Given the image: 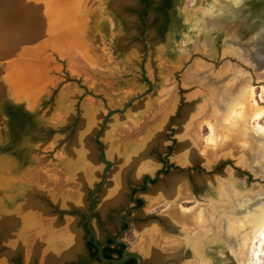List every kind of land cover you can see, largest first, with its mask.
Masks as SVG:
<instances>
[{
	"label": "rangeland",
	"instance_id": "rangeland-1",
	"mask_svg": "<svg viewBox=\"0 0 264 264\" xmlns=\"http://www.w3.org/2000/svg\"><path fill=\"white\" fill-rule=\"evenodd\" d=\"M253 3V6L250 2L241 4L244 15L253 24L262 25L264 0H254ZM210 4H212L211 0L182 2L179 10L186 30L175 44V48L167 51L155 32L153 6L147 11L142 26L138 16L141 8L139 0H98L99 16L93 28L95 34L100 36L99 57L103 59V65L97 66L87 62L74 50L66 52L63 58H57L55 70L52 69L48 76V88L34 96L36 98L32 101L33 114L40 120V125L54 129L46 132L52 140L40 147L41 153L38 157L33 156L32 150L43 142V135L34 142L32 139L38 135L37 132L26 141L28 154L26 162H20L13 156L0 153V220L16 222L12 230L14 239L20 238L28 245L35 234L38 235L40 226L55 222L59 214L62 222L70 223L75 227L80 213L87 211L86 195L93 185L100 182L99 172L104 166L98 162L92 167L86 164L82 157L70 161L57 149L55 143L67 133L65 128L72 122L69 119L75 115V105L83 110L81 117L84 126L94 119L97 127L106 114V109H121L128 99L148 91L149 84L152 89L142 99V107L139 110L130 107L121 115L111 116L109 127L106 129L107 161L113 163V156L123 162L130 159L139 145L143 144L144 147L146 141H151L156 135L160 142L156 147L160 151L155 153H163L169 143L163 135L171 131L167 129V124L170 123L169 126L174 128L171 137L177 139L176 148L170 156L176 166L171 172L172 175L184 174L178 169L189 167L188 172L193 181L199 183L201 177L220 178L217 170H221L235 179L236 186L242 191L249 189L254 183L264 184L263 180H254L241 168L242 163L250 164L251 149L248 145H244L238 135L221 139V143L217 146L206 142L210 133L209 125H214L218 131L223 128L224 114L219 118L216 115L218 106L222 104L221 97H230L232 102L233 98L239 97L243 89L254 88L256 102L264 109V101L260 98L261 86L264 88V72L259 71L260 67L252 63L247 57V52L234 45L233 40L230 39L225 44L226 35L217 26L203 32L204 14L210 8ZM114 5H119L121 11L115 10ZM205 15L206 25H209L212 22V15L209 13ZM13 26L17 27V24L14 23ZM17 33L20 32L17 30ZM218 34H220L219 38H222L221 42L215 40ZM141 38L148 51L147 60L143 63V74L140 64L145 51ZM14 68L16 69L14 74L21 71L18 65ZM9 72V68L0 65V101L23 96L29 99L32 95L28 94L27 86L25 91L17 96L12 94L10 89H6L2 76ZM36 83L37 81L32 79L31 87ZM194 106L198 108L197 114L187 123L184 121L183 111L186 109L192 111ZM51 121H55V124H50ZM258 123L264 124V115ZM5 127V118L0 115V129L4 130ZM3 137V134H0V139ZM101 142L104 143L103 138ZM182 142L190 144L185 145ZM192 146L196 154L206 158L213 168L203 162L189 163L186 160L185 156L192 150ZM158 168L156 161L150 156L137 164L133 178L129 173L121 182L112 176L113 181L105 188L104 194L107 195L105 199L110 197L105 200L108 203L103 210L104 213L108 212L111 222L116 223L117 216L129 207L127 203L129 185L139 183L144 174L153 176ZM81 172H84L85 178H90L88 188L82 190L84 195H78L80 181L76 176ZM110 174L112 175L111 172ZM185 178H181L180 185L173 187L177 189L179 186L181 196L174 205H171L169 200L160 199V191L154 193L151 186L145 194L136 193L135 196L142 197L144 205L139 212L133 211L129 214L128 219L132 228L124 238L129 243L130 249L135 251L147 245L148 240L153 236L154 246L162 251L161 254L166 258L179 256L182 258L180 264L187 261L196 264L192 262L195 259L191 250L187 248L185 238L186 235L193 236L197 232L200 234L204 232L208 235V239L205 240L201 236L199 238L206 243L199 245L201 254L210 264L214 262L213 260H216L217 264H228L225 253H214L217 246L213 242L212 224L209 222L215 218L217 222V217L221 216L213 208L208 210V204L211 202L209 195L204 199L194 197ZM161 179L162 176L159 182ZM256 190L255 194L258 193L257 188ZM31 193H35L33 200L43 207L45 213L33 224L22 225L19 221L20 210L27 203ZM104 194L102 193V197ZM102 197L96 196L97 204L103 199ZM57 199H60V205L57 204ZM173 201L175 198L172 199ZM78 202L81 205L77 206ZM29 205L35 207L39 215L40 207L34 203ZM190 209V213L189 211L185 213L184 210ZM51 211L56 214H49ZM71 211L76 214H71ZM198 213L205 215L204 226L196 224L195 218ZM166 222L173 228L164 229ZM94 225L96 230L100 231L97 221ZM141 228H146L149 232V234L144 233L146 239L140 232ZM216 231L219 232L217 228ZM100 234L102 236L101 232ZM257 244L249 249L245 247L243 254L237 255L241 264H247L251 253L256 252ZM80 248L79 244L75 253H78ZM12 249V240L4 241L0 237V264H12L13 259L17 258L16 255L19 253H5ZM28 255L29 260L25 262L20 253L22 264H33L34 257ZM185 255L187 256L182 257ZM258 262L264 264V251L259 256Z\"/></svg>",
	"mask_w": 264,
	"mask_h": 264
},
{
	"label": "water",
	"instance_id": "water-1",
	"mask_svg": "<svg viewBox=\"0 0 264 264\" xmlns=\"http://www.w3.org/2000/svg\"><path fill=\"white\" fill-rule=\"evenodd\" d=\"M211 1L212 4L209 5L210 8L205 11V14L211 12L213 13L215 11V5H217L216 2L220 0ZM222 1L223 2H221V6H223L225 3L229 4L228 6L230 7V9H233L232 11L237 17L238 23L236 25V30L238 28H241L244 34H248V32L252 33L255 32L256 29L263 27L264 22L262 25L253 24L252 21H250L248 17L244 15V8L243 5L241 6V4L245 5V3L247 4L250 2L253 6L254 0ZM12 2L16 3L15 7L13 8L11 5ZM97 6L98 0H0V18L7 19V24L14 21L12 23L18 25L17 30L26 35V47L29 50L28 55L31 57L32 61L36 63V65H38L39 68H37L35 71L37 84L34 87H29L27 90L28 94L32 96L29 99H26L25 96H23L22 98L14 97L13 99H11L12 102L18 105H22L28 112L34 113L32 107V101L34 98H36L34 96L39 94L42 90H46L48 88V76L52 69L55 70L54 66L56 64V59L63 58L66 52L70 50H74L77 54H79L89 63H94L97 66L103 65V59L99 57V50L101 46L100 36L95 34L93 28L96 25V20L99 16V10ZM113 8L115 10L121 11V7H119V5H114ZM20 12L25 13L24 22L20 18ZM205 14L203 21V32L210 29L212 30L213 26H217L218 29L222 30L225 33L226 38L224 42L226 44L229 39L227 27L222 26L220 22L218 23V21L215 20L210 22L209 25H206L207 16ZM10 18L12 20L11 22L8 21V19ZM141 44L145 51L143 60L140 64L141 72L143 74V63L147 60L148 51L146 44L143 41V38H141ZM0 65L5 68L6 62L0 61ZM3 79L4 74L2 76V80ZM149 85L150 90L140 93L134 97H131L121 109H106L107 112L103 115L101 122L98 124L97 127L95 125L94 119L91 120L88 125L84 126V120L81 117L83 110L75 105V115L69 119V121L72 122L65 128V130H67V133L64 135V137L55 142L57 149L61 151L63 155L70 161H75L78 159V157H82V159L86 161V164L92 167H95L98 162H100L104 166L99 172L100 182L93 185L91 187L90 193H88L87 195V201L90 207L86 211L87 228L93 236L94 245L97 249V258L100 262L104 264H122L129 259L136 260V264L143 263L141 255L136 252L130 251V246L128 244H125L126 248L124 249L121 258L105 259L103 256L102 248L96 240V234L92 229V214L96 210L102 211V200H99L98 204L96 205L93 198L95 196L101 197L102 193L104 194L106 192L105 188L106 186H108V184H111V182L113 181L111 179H113L112 176H114L116 170L119 171L120 168H124L122 170V181L125 176H127L129 173L130 176L133 178V171L136 169L137 164L140 161H144V159L148 157V149L154 147L155 145H158V135H156V137H154L151 141L149 140L150 143L149 141H146L144 146L146 147V150L142 147L143 144L139 145V148L135 149L134 155L124 162L120 161V158L113 156L112 163L107 161L105 157L107 147L106 129L109 127L111 116L114 114L121 115L126 112L130 107L133 110H139V108L142 107V99H144L145 96L148 95L152 89L151 84ZM194 107L192 108V111L191 109H188L191 112H185L184 118H187L188 115L194 113L195 109L197 108L196 106ZM50 124H55V121H51ZM53 130L54 129H52L51 127L45 128L40 125L38 135L33 137L32 140L35 142L40 139L43 135V142L40 144L38 143L39 145H37V148L32 150V154L34 157H38L41 153V146H44L48 141L52 140V138L49 137L46 132H50ZM102 138L104 139V143L101 142ZM184 144L187 145L186 143ZM186 160L189 163L203 162L206 163L209 167L213 168V165L210 164L206 158L196 154L193 146L192 150L189 153V156L186 157ZM241 166V168H243V170H245V172L249 174V176H251L254 180H259L255 179V177L253 176V169L251 167L245 165L244 163H242ZM93 171L98 173L95 169H93ZM110 172L112 173V175L110 174ZM83 173L84 172H81L76 176V179L80 181V184L78 186V195H84V192H82V190L88 188L87 184L90 181V178H85ZM92 174L93 173L91 172L90 175ZM227 176L230 177V175L224 173V178H226ZM229 182H231V180L226 179L225 183L227 186H225L229 187L230 189L231 184ZM217 184L218 187L224 186L223 184L219 185L220 183ZM250 187L249 189L243 191L235 188L232 189L240 193H245L250 191ZM222 193H224V190L222 191ZM34 195L35 193L29 194L27 198V203L21 207L20 214L21 212H23V210H25V206L27 204L34 202ZM261 199L264 200V196ZM34 203L35 205L38 204V202ZM57 204H61L60 199H57ZM78 205H81V203L78 202L77 206ZM39 207L42 211V207ZM36 215L39 218L36 216H33L32 218H37V220L41 218V214ZM255 215L256 214H254V216ZM25 218H27V216ZM25 218L23 216L21 217V215L19 217V221L20 223H22V225H24L25 221H27V219L25 220ZM0 223L4 224L2 226L6 227L10 235L11 232L13 235L12 230L14 229L13 227L15 226L16 222L1 219ZM217 224L218 223H213L212 230L216 231V227L219 228V232L217 233V235H219L218 240L223 244L227 251L225 253V257L228 260V264H241L238 257L234 256L230 252V247L227 241L223 238L221 225L219 227V225ZM47 232V238L43 241V243L38 240V235L35 234L34 239H36L31 242L29 247L31 256L36 258L41 264H62L64 261L70 258L71 248H69L68 244L66 246L65 243H67L66 241H69V239H71V234H73V232H69V230L65 232H60L58 228H53L52 230L49 229ZM198 236L203 237L205 240L208 239L207 234L198 233ZM194 238L195 237L191 235L192 244L186 242L187 245H190L193 257L195 259V261L192 262L196 264H210L200 253L199 249L200 244L206 243L201 240H198L199 238L196 240ZM14 240L15 241L12 240V242H14L12 243L13 249L21 250L24 252L26 248L22 245V239L16 238ZM22 255L25 260L26 254L22 253ZM173 258H175V256ZM184 264H191V261H187Z\"/></svg>",
	"mask_w": 264,
	"mask_h": 264
},
{
	"label": "bare ground",
	"instance_id": "bare-ground-1",
	"mask_svg": "<svg viewBox=\"0 0 264 264\" xmlns=\"http://www.w3.org/2000/svg\"><path fill=\"white\" fill-rule=\"evenodd\" d=\"M221 2L223 1H217L215 11L209 13L212 15V21H218L222 26L227 27L229 34L228 40H233L234 45L244 49L247 52L248 59L260 67L259 71L264 72V24L262 28H255V32H248V34H244L241 28L236 30L238 20L235 13L232 11L233 9H230L228 6L229 4L226 3L221 6ZM11 5L13 8L16 3L12 2ZM20 15L21 20L24 22L25 13L20 12ZM8 21L11 22V18L8 19ZM6 22L7 19L0 18V61H5V68H9L10 71L4 74L3 83L7 90L10 89L12 94L17 96L25 91V86H27V88L31 87L32 79L36 80L35 71L38 65H36L28 55L29 50L26 47V35L22 32L19 34L17 33L18 25L17 27L13 26L14 23L12 22L14 21L9 24ZM17 65L21 67V71L14 74L16 70L14 67ZM260 92L261 101H264V88L262 86ZM238 96L239 97L233 98V100H231L232 102H230V97H221L223 101L221 100L222 104L218 106L216 115L217 118H219L224 114L222 122L223 128L218 131L214 125H209L210 133L206 138V142L209 143L208 141L210 139L211 143L209 144L217 146L218 143H221V139L238 135L244 142V145H248L251 149V160L249 162L251 165L247 163H245V165L253 169V176L255 179L264 181V124L261 125L258 123L264 115V109L256 102L254 88L243 89L242 93ZM25 98L28 99L27 97ZM224 100L228 103H225ZM197 110L198 108L195 109L191 116H187L184 121L187 123L190 122L195 117L194 115L197 114ZM186 144L189 145L190 143L186 142ZM143 148L145 149L146 147ZM189 153L185 158L189 156ZM123 169L124 168H120L119 171L116 170L114 174L115 178L119 179V181L122 180ZM256 188L258 189L257 194H255V191L257 192ZM221 190H224V193H222ZM218 192V200L210 203L213 204L211 208L215 209V212L221 217H217V222L215 221L216 218L209 222L212 225L213 223H220L219 227L221 225L223 238L227 241L230 252L234 256H241L245 247L249 249L255 243H258L255 248L256 252L251 253V257L247 259V264H256L259 256L264 251V200L261 199L264 196V184L251 185L250 191L245 193L237 192L225 186L218 187ZM106 197L107 195L104 194L102 197L103 199L101 198L103 200L102 204L105 203L107 205L108 202L105 200L110 196L105 199ZM175 202L176 201L172 202V199L169 200L171 205H174ZM216 205H220L221 207L216 208ZM35 210L33 206H25V210L21 213L22 215L20 214L21 217L23 216L24 218L27 216V218H25V220L27 219L25 224H33V222L36 221L37 218H32L33 216H37V211ZM184 211L185 213H187V211L190 213L191 209ZM254 214L256 215L254 216ZM205 219L204 214L198 213L195 218L196 224L198 226H204ZM216 228L219 230L218 227ZM245 231L246 233H244ZM201 233L204 234V232ZM193 236L195 240L200 238L198 233H195ZM185 240L190 244L192 242L191 235L186 236ZM66 242V246L68 244L69 248L76 250V237L74 235ZM151 246L153 247V245ZM148 248L151 247L149 246Z\"/></svg>",
	"mask_w": 264,
	"mask_h": 264
},
{
	"label": "flooded vegetation",
	"instance_id": "flooded-vegetation-1",
	"mask_svg": "<svg viewBox=\"0 0 264 264\" xmlns=\"http://www.w3.org/2000/svg\"><path fill=\"white\" fill-rule=\"evenodd\" d=\"M158 2H159V0H152V3L154 5L157 4ZM139 3L141 5V8H140V11H138V16L140 18V22L142 23V26H144V20L146 19V13H144L145 3L141 2V0H139ZM179 8H180V6L178 7V12L180 13ZM180 15H181V13H180ZM185 30L183 32H181L180 36L185 32ZM219 37H220V34L216 35L215 40L218 39L221 42L222 38H219ZM143 78H144V76H143ZM149 87H150V85H149ZM148 90H150V89H148ZM8 100L10 102H12L10 99H8ZM2 101H0V104ZM12 103L15 104L14 102H12ZM22 107L24 108V106H22ZM186 111H188V110L186 109L183 112H186ZM169 125H170V123L167 124V126H168L167 129L169 131L170 130L171 131L169 133H166L165 135H163L164 139L167 138L169 141V143L166 145L165 149L163 150V153L162 152L155 153V151H160V149L156 147L158 145H155L154 147H151L150 149H148V157L152 156V158L154 159V161H156L159 168L155 171L153 176H150L149 174H144L140 178L139 183H137L135 185H131V184L129 185V192H128V198H127V203L129 205V207L117 216V222L116 223L111 222V218L109 217L107 211H106V213H104L103 211L96 210L92 214V219H93L92 229L94 230V232L96 234V240H97L98 244L101 246L102 252H103V249H105V248H108L110 250L115 249V250H119L121 252L120 255H118L116 252H113V251L106 253L108 255L107 259H119V258H121L123 255V251L126 248L125 244L129 245V243L124 238L125 235L127 233H129L131 231V228H132V225H131L130 220L128 219V216L133 211L139 212L144 205V200L142 199V197H137V196H135V194L136 193L145 194L148 191L149 186L152 187L151 189H153L154 193L156 191H160L159 196H160V199H162L163 201L171 200V199L175 198L176 202L179 199H181L180 192H179L180 188H178L179 186H177V189L173 188V187H175L176 185H180V183L182 182L181 178H184V177H186L185 179H187L186 181L188 183V187L190 189H192V191H193L192 193L196 199L197 198L204 199V198L208 197L207 195H209L211 197V200H210L211 202L216 201L218 199V193H219L217 183L221 182L219 185L223 184L225 186L226 185V183H225L226 179L231 180V182H229L231 184L230 185L231 188L238 189V187L236 186V183H235V179L228 177V176L226 178H224V172L221 170H217V172L219 171V173H220V178L218 177L215 179L214 177H208V178L207 177L206 178L201 177L199 183H195L193 181L192 176L188 172V171H190L189 167H187V168L180 167L178 169L181 173H184V174H177L176 176H175V174L172 175L171 172L173 169H175L176 166H175L174 160L171 159L170 156H171V153L173 152V150L176 148L177 139L171 137L172 136L171 134L174 133V128L169 126ZM39 127H40V125H39ZM39 127L37 128L34 135L38 132ZM5 130H6V127L4 128V130L0 129V134H4ZM34 135H32L28 140H30ZM0 140L2 142V141H4V138H2ZM1 142H0V144H1ZM158 144H160V142ZM178 145H180V144L178 143ZM183 171H185V172H183ZM181 175H183V176H181ZM160 176H162V179L159 182ZM90 191L88 193H90ZM88 193H87V195H88ZM87 195H86V201L88 199ZM93 200L97 205L96 196L93 198ZM32 203H34V202H32ZM32 203H29V204H32ZM29 204H27V205H29ZM212 206H213L212 203L208 204V208H211ZM89 207H90V205L88 204V201H87V210L89 209ZM220 207H221L220 205H216V208H220ZM208 210H210V209H208ZM44 213H45V210L42 207V211H40L39 215L40 214L42 215ZM49 214H56V212L51 211ZM71 214H76V212L71 211ZM96 221L98 223L100 231H97L95 228L94 224ZM167 222L164 224V229L173 228L172 225L170 223H167ZM55 223L57 225L62 224L61 214L58 215V218H57ZM2 225H4V224L0 223V237H2L4 241H10L11 242V238L13 241H15L14 240L15 236L12 235V232L10 235L8 233L6 227L2 226ZM72 228L77 233V236L79 239V244L81 245L79 252H81V253H79V252L78 253H71L70 258L68 260L64 261L62 264H104V263L100 262L97 258V249L94 245L93 236L87 228L86 212L80 213L78 223L75 225V227L72 226ZM146 230H147L146 228H141L140 232L145 233ZM100 232L102 233V236H101ZM146 232H148V231H146ZM217 233H218L217 231L213 230V234H212L213 242H215L216 246H217L216 249H214V253H220V252L226 253L227 251H226L225 247L218 240L219 235H217ZM12 243H14V242H12ZM22 245L25 246V243L23 242ZM218 246H219V248H218ZM150 247H151V249H150L149 253H147L146 258L140 254L142 257V260H143L142 264H167V263L180 264V260L182 258H179V256H177V257L175 256V258H173V256H170L168 259V257L166 258L163 254H161L163 252L158 250L156 248V246H154V244H153V247L152 246H150ZM222 247H224V249H222ZM187 248H189L191 250L190 245H187ZM73 250H75V249H73ZM130 251H132V250L130 249ZM94 252H96V253H94ZM132 252H134V251H132ZM5 253H19L16 255L17 258L13 259L12 264H22L20 262L21 261L20 253H25V252H23L21 250L14 251V249H12V250H10V252H5ZM26 253H30V251H26ZM191 253H192V251H191ZM200 253H201V251H200ZM103 256H104V253H103ZM186 256L187 255L182 256V257H186ZM26 258L27 259H25L24 261L28 262L29 259H28V257H26ZM33 259H34L33 264H39L38 260L36 258H33ZM213 261L214 262L211 264H217V262H215L216 260H213ZM122 264H136V260L129 259Z\"/></svg>",
	"mask_w": 264,
	"mask_h": 264
},
{
	"label": "trees",
	"instance_id": "trees-1",
	"mask_svg": "<svg viewBox=\"0 0 264 264\" xmlns=\"http://www.w3.org/2000/svg\"><path fill=\"white\" fill-rule=\"evenodd\" d=\"M183 0H159L153 4L152 0H141L144 2V13L147 14L149 8L153 6L155 18V32L167 48L171 51L180 39V34L186 28L182 24V17L178 12V7ZM218 41V39L216 40ZM0 114L5 118L6 130L3 134L4 141L0 144V153L15 157L20 162H26L28 158L26 141L34 135L40 125V120L33 113L26 111L21 105L13 104L8 99H4L0 104ZM119 250L103 249L104 257L106 253ZM96 253V252H94Z\"/></svg>",
	"mask_w": 264,
	"mask_h": 264
},
{
	"label": "crops",
	"instance_id": "crops-1",
	"mask_svg": "<svg viewBox=\"0 0 264 264\" xmlns=\"http://www.w3.org/2000/svg\"><path fill=\"white\" fill-rule=\"evenodd\" d=\"M110 204V203H109ZM112 204V203H111ZM103 205V209H102V211L105 209V207L107 206L106 204H102ZM56 222V221H55ZM55 222H49L48 224H44L43 226L41 225L40 226V229H39V231L40 232H38V240L41 242V243H43V241L47 238V231L50 229V230H52L53 228L54 229H59V231L60 232H65V231H68L69 230V232H73V234H71V237L74 235L75 237H76V245H77V247H76V250H72L71 249V253H75L76 251H77V249H78V246H79V239H78V236H77V233L73 230V228H72V225L70 224V223H65V222H62V224H60V225H57ZM64 223V224H63ZM50 228H49V227ZM42 230V231H41ZM45 232V233H44ZM145 233L146 234H149V232H146L145 231ZM143 235H144V237H145V239H146V235L143 233ZM152 236V235H151ZM36 239V238H35ZM34 238L33 239H31V241H29L30 243H28V245H26L25 244V248H26V250H24V252H25V254H26V256L25 257H29V255L28 254H31V253H26V251H30L29 250V247H30V244H31V242L32 241H34L35 240ZM151 239H152V241H151ZM151 239H149L148 240V244L146 245L145 244V246H142L141 248H139L138 250H135L134 252H137V253H139V254H141L143 257H145L146 255H147V253H149V251H150V249L151 248H148V245L150 244V246L151 245H153L154 244V240H153V236H152V238ZM78 240V241H77ZM152 242H153V244H152ZM78 243V244H77ZM133 251V250H132ZM27 259V258H26Z\"/></svg>",
	"mask_w": 264,
	"mask_h": 264
},
{
	"label": "clouds",
	"instance_id": "clouds-1",
	"mask_svg": "<svg viewBox=\"0 0 264 264\" xmlns=\"http://www.w3.org/2000/svg\"><path fill=\"white\" fill-rule=\"evenodd\" d=\"M208 142H209V143H211V140L209 139V141H208ZM256 264H259V262L257 261V262H256Z\"/></svg>",
	"mask_w": 264,
	"mask_h": 264
}]
</instances>
